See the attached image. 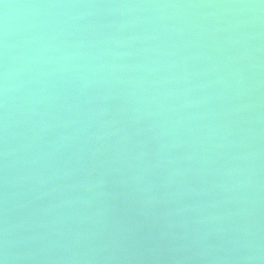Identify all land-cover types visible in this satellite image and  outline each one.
I'll list each match as a JSON object with an SVG mask.
<instances>
[{
    "label": "water",
    "instance_id": "water-1",
    "mask_svg": "<svg viewBox=\"0 0 264 264\" xmlns=\"http://www.w3.org/2000/svg\"><path fill=\"white\" fill-rule=\"evenodd\" d=\"M0 264H264V0H0Z\"/></svg>",
    "mask_w": 264,
    "mask_h": 264
}]
</instances>
